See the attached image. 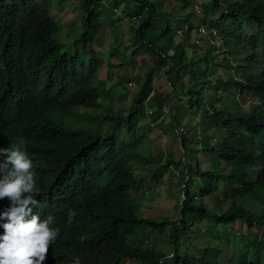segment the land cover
Returning <instances> with one entry per match:
<instances>
[{"label":"trees","instance_id":"16d2710c","mask_svg":"<svg viewBox=\"0 0 264 264\" xmlns=\"http://www.w3.org/2000/svg\"><path fill=\"white\" fill-rule=\"evenodd\" d=\"M176 1L183 8L194 2ZM96 3L97 0H79L78 8L84 15L83 28L76 41L82 45V53L73 48L70 54L58 38L64 26L51 17L50 0H0V148L23 142L22 150L33 162L32 172L39 189L35 196L39 205L33 214H38L41 220L53 216L55 222L51 227L60 229L43 264H75L77 258L79 264H121L124 257L137 260V264H161L162 261L163 264H224L222 230L243 221L249 229L264 231V105L249 103L244 108L236 101V95L245 93L264 99V0H210L208 4L202 3V16L194 10L177 13L188 28L194 27L192 19L196 16L201 23L217 30L222 44L226 40L232 48L237 42L248 53L239 55L246 62L235 66L236 71H241L218 82L222 88L235 91L233 105L237 108L221 112H216L214 107L205 110L215 114L221 125L219 131L227 139L232 140L234 135L225 128L234 124L255 141L239 142L234 148L225 146L220 150L204 145V151L234 165L225 174L203 169L198 163H185L182 173L187 180L183 182L179 216L161 220L140 215L139 205L132 198L143 186V179L136 174L133 164L153 161L151 156L138 153L144 140L135 126L138 109L123 117L113 111L110 101L101 117L112 124L104 130L100 128L101 119L95 122L88 119L85 121L88 124L77 129L61 123L62 114L74 106L100 105L99 92L90 86L101 65L91 32L98 19ZM133 4L145 11L135 30L137 50L146 48L156 57L168 60L169 67L183 70L190 63L211 61L215 46L200 62L186 59L184 43L177 44L171 54L160 50L147 40L146 30L154 24L155 16L167 13L166 10L154 0H133ZM246 17L258 27L255 35L244 32L241 19ZM170 27L167 21V32ZM258 62L259 72L245 71ZM159 66L154 64L149 69L142 91L150 86L152 69ZM188 73L194 82L185 95L191 107L199 108L204 88L196 90L198 75L192 69ZM170 97L171 93L162 97L158 108L162 109ZM172 119L174 124L178 123L175 116ZM122 125L133 137L129 144L121 137ZM184 149L185 144L181 142L180 150ZM192 173L203 185L204 195L212 194L224 176L242 184L227 189L223 202L227 207L215 215L205 202L196 200L186 189ZM11 206L7 197L0 200V215ZM69 211L76 213L70 224ZM5 222L0 220V235L4 234ZM202 224L209 233L210 245L201 256L181 253L176 230L192 235L190 230L203 228ZM145 227L161 235L170 234L172 263L165 260L164 251L146 248L142 240ZM131 238L141 242L131 243ZM225 264H264V241L257 233L251 234L240 257L230 256Z\"/></svg>","mask_w":264,"mask_h":264},{"label":"rangeland","instance_id":"374dc122","mask_svg":"<svg viewBox=\"0 0 264 264\" xmlns=\"http://www.w3.org/2000/svg\"><path fill=\"white\" fill-rule=\"evenodd\" d=\"M209 1L194 0L193 3L190 2L189 7L183 8L176 0H154L156 5L163 7L167 13L155 16L154 24L146 30L147 40L169 54L174 51L177 44L184 43L186 59L192 58L200 62V58L206 53H211L209 49L214 47L205 35L198 33L199 25H203L206 29L207 26L200 24L201 21L195 16L192 19L194 27L188 28L178 17L192 10L196 11L198 16H202V3L208 4ZM94 5L98 8V19L93 25V48L101 59V65L90 86L99 92L100 105L74 106L67 113L62 114L61 123L66 127L77 129L88 119L91 122L101 119L100 128L104 130L112 124L111 121H105V118L101 117L105 111L104 106L110 101L113 111L121 113L123 117L138 109L140 113L136 118L135 126L139 129V135L144 136L138 153L151 156L153 161L133 164L134 171L143 179V186L133 194L132 198L139 205L140 215L144 217L160 218V220L177 219L180 202L183 199L184 164L198 163L203 169H213L227 174L234 163L222 161L216 155L202 150V147L206 145L213 150H220L225 146L234 148L239 142L255 141L243 128L234 124L225 130L234 135L235 139H227L219 131L221 125L215 114L205 110L214 107L216 112H221L237 108L233 105L235 91L222 88L218 82L228 80L231 73L236 71L237 64L245 65L246 62L239 55L248 53L237 42H234L231 48L229 42L225 40L218 55L213 53L208 64L190 63V66L184 70L174 66L169 67L168 60L156 57L150 50L146 48L137 50L135 30L138 20L145 15V11L133 4V0H97ZM78 6L79 0H50L51 17L58 21L59 25L62 23L64 26L62 35H58V38L65 43L66 51L70 54L73 53V48H76L78 53H82L81 44L76 40L83 28L84 13ZM241 20L242 28L247 35L257 33L258 27L252 24L249 18ZM167 21L171 26L168 32ZM227 32H230V28ZM215 50L216 48L213 49ZM154 64L160 66L158 69H152L150 86L142 91L145 75ZM260 68L258 62L245 71L256 74ZM191 69L198 75L196 79H199L196 90L204 88L203 100L199 108L191 107L185 95L188 87L194 82L188 73ZM239 71L241 70L237 69L235 73ZM172 86H175V90ZM151 90L154 91V95L148 103H144V98ZM167 93H171V97L163 108L159 109L158 102ZM236 99L244 108L249 103L260 102L264 105V99H258L250 93L236 95ZM173 116L177 118L178 123H173ZM119 130L121 137L129 144L133 137L128 128L122 125ZM181 142L186 147L183 151L180 150ZM168 162L172 164L168 165ZM191 177L192 180L186 189L196 200L205 202L215 215L220 214L222 208L224 210L227 207V204L223 203L227 189L242 184L241 181L229 180L224 176L218 187L215 186L212 194L204 195L203 185L196 180L198 178L196 174L192 173ZM202 226L203 228L200 229H191L190 231L194 233L192 235L188 232L181 234L180 230H176L177 240L181 243V253H193L198 256L203 254L204 249L210 245V238L209 233L205 232V225ZM145 228L146 233L142 234V240L144 239L143 244L146 248L164 251L167 254L165 260L172 263L174 257L171 255L170 234L165 232L161 235L151 227ZM256 233L264 241V231L249 229L243 221H238L222 230L221 234L225 241L221 254L222 263L225 264L230 256L240 257L246 241L251 234ZM132 238L131 243L141 242L140 239ZM212 241L216 242L215 239ZM121 264H137V260L125 257Z\"/></svg>","mask_w":264,"mask_h":264},{"label":"clouds","instance_id":"9594fccd","mask_svg":"<svg viewBox=\"0 0 264 264\" xmlns=\"http://www.w3.org/2000/svg\"><path fill=\"white\" fill-rule=\"evenodd\" d=\"M201 26L203 25L198 26V33L205 35L211 41L206 33H200ZM210 28L214 27H207V30ZM91 32L93 35V28ZM215 39L219 37L213 38ZM214 46L216 48L214 53L218 55L221 46L217 47L215 44ZM146 97L144 103L149 102V100L145 101ZM22 143L15 147L0 148V177H2L0 200L7 197L12 203V206L0 215V220L7 221L2 224L4 234L0 235V264H43L49 246L56 241L60 233L58 227H51L55 222L53 216L49 215L41 220L38 214H33V209L39 205V201L35 198L39 189L32 172L33 162L22 150ZM75 215V212L69 211V224ZM75 264H79V258L76 259Z\"/></svg>","mask_w":264,"mask_h":264},{"label":"built area","instance_id":"2783aa9c","mask_svg":"<svg viewBox=\"0 0 264 264\" xmlns=\"http://www.w3.org/2000/svg\"><path fill=\"white\" fill-rule=\"evenodd\" d=\"M199 30H200L201 33H206L207 36H208L210 39H212L211 41H212L217 47H220V46H221V41H220L219 39H215V40H213V38H217V32H216V29H215V28H210L209 30H207L204 26H201V27L199 28ZM217 49H218V48H217ZM153 94H154V92L151 91V92L147 95L145 101H148V100L150 99V97L153 96Z\"/></svg>","mask_w":264,"mask_h":264}]
</instances>
